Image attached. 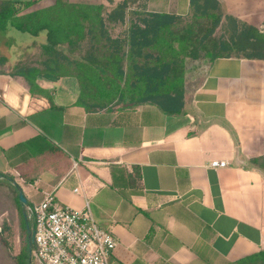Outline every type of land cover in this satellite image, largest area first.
<instances>
[{"label": "crops", "instance_id": "1", "mask_svg": "<svg viewBox=\"0 0 264 264\" xmlns=\"http://www.w3.org/2000/svg\"><path fill=\"white\" fill-rule=\"evenodd\" d=\"M2 1L38 10L55 2ZM66 1L107 13L126 2L113 38L132 13L190 12L189 0ZM216 1L223 15L264 31V0ZM30 38L28 47L46 41L45 33ZM191 79L184 113L167 116L148 104L86 112L74 106L75 79L37 80L49 102L4 72L0 174L29 203L47 193L74 210L88 203L98 226L117 238L111 264H236L254 256L264 251V171L251 163L264 158V61L217 59ZM214 160L227 166L212 169Z\"/></svg>", "mask_w": 264, "mask_h": 264}, {"label": "trees", "instance_id": "2", "mask_svg": "<svg viewBox=\"0 0 264 264\" xmlns=\"http://www.w3.org/2000/svg\"><path fill=\"white\" fill-rule=\"evenodd\" d=\"M35 4L0 2L1 38L10 28L34 38L46 35L45 44L38 47V61L18 63L8 75L23 79L31 96L49 102L51 97L38 87L37 80L75 79L74 106L86 112L148 104L167 116H179L184 113L186 86L197 70L207 72L217 59L264 61V33L223 15L216 0H189L190 12L184 17L132 13L124 35L116 38L109 30L112 24L123 23L126 2L107 13L104 5L55 0L52 6L19 16ZM218 30L224 36L215 37ZM6 63L0 56V66ZM251 163L264 171V158ZM16 203L23 207L18 196ZM30 207L27 213L21 212L27 239L14 264H25L23 252L29 249L34 227ZM248 263L264 264V251L236 264Z\"/></svg>", "mask_w": 264, "mask_h": 264}, {"label": "built area", "instance_id": "3", "mask_svg": "<svg viewBox=\"0 0 264 264\" xmlns=\"http://www.w3.org/2000/svg\"><path fill=\"white\" fill-rule=\"evenodd\" d=\"M226 166L218 160L209 164L212 169ZM30 204L34 227L28 264H111L117 238L112 230L98 226L88 203L74 210L47 193Z\"/></svg>", "mask_w": 264, "mask_h": 264}, {"label": "rangeland", "instance_id": "4", "mask_svg": "<svg viewBox=\"0 0 264 264\" xmlns=\"http://www.w3.org/2000/svg\"><path fill=\"white\" fill-rule=\"evenodd\" d=\"M36 10L38 9L35 7L23 10L19 16L26 15ZM221 36L224 35L222 31L218 30L215 37ZM30 37V35L20 33L15 29H8L5 37L0 41V56L7 59V63L0 66L1 71L11 74L14 71V66L18 63H36V61H38V44L35 43L28 47L30 44ZM76 56L77 55H75V57ZM18 188L20 189V187H15L13 185L11 177L7 176L0 178V264H14L15 259L26 246L27 238L21 226V212L27 213L28 205L30 204L24 205L21 209L18 207L16 203ZM23 195L25 196L24 193ZM26 195L30 196L31 193L27 192ZM31 225L32 222L30 221V226ZM27 258L28 250L23 252L25 264Z\"/></svg>", "mask_w": 264, "mask_h": 264}, {"label": "water", "instance_id": "5", "mask_svg": "<svg viewBox=\"0 0 264 264\" xmlns=\"http://www.w3.org/2000/svg\"><path fill=\"white\" fill-rule=\"evenodd\" d=\"M17 192H18L17 196H18V200H19L20 204L23 205V206L26 205L27 204V200L24 197L21 189L18 188L17 189ZM30 245H31V240L29 241V249H28V252L30 251Z\"/></svg>", "mask_w": 264, "mask_h": 264}]
</instances>
